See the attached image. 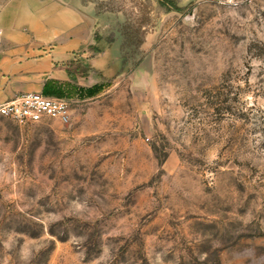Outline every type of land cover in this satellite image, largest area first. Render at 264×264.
<instances>
[{
  "label": "rangeland",
  "instance_id": "1",
  "mask_svg": "<svg viewBox=\"0 0 264 264\" xmlns=\"http://www.w3.org/2000/svg\"><path fill=\"white\" fill-rule=\"evenodd\" d=\"M99 8L116 82L0 119V264H264V0Z\"/></svg>",
  "mask_w": 264,
  "mask_h": 264
},
{
  "label": "crops",
  "instance_id": "2",
  "mask_svg": "<svg viewBox=\"0 0 264 264\" xmlns=\"http://www.w3.org/2000/svg\"><path fill=\"white\" fill-rule=\"evenodd\" d=\"M101 1L0 0V103L37 93L82 104L116 82L122 49L103 34Z\"/></svg>",
  "mask_w": 264,
  "mask_h": 264
},
{
  "label": "built area",
  "instance_id": "3",
  "mask_svg": "<svg viewBox=\"0 0 264 264\" xmlns=\"http://www.w3.org/2000/svg\"><path fill=\"white\" fill-rule=\"evenodd\" d=\"M1 49L2 32L0 31V51ZM69 113V101L48 98L37 93H22L10 101L0 103V119L19 127L50 120L66 123L69 120Z\"/></svg>",
  "mask_w": 264,
  "mask_h": 264
}]
</instances>
